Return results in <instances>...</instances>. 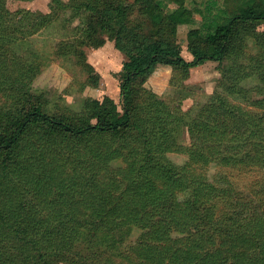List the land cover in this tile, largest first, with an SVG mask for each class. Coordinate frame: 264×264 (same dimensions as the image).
<instances>
[{"label":"trees","instance_id":"1","mask_svg":"<svg viewBox=\"0 0 264 264\" xmlns=\"http://www.w3.org/2000/svg\"><path fill=\"white\" fill-rule=\"evenodd\" d=\"M184 3L51 0L43 14L0 0V264H264V0L209 6L188 33L190 62L176 41L195 19ZM103 36L126 57L121 109L105 96L48 111L52 97L34 88L46 61L97 86L80 48ZM207 61L221 79L195 115L181 109L183 84L166 99L145 87L158 66L185 80ZM210 165L220 172L208 177ZM224 168L260 178L241 188Z\"/></svg>","mask_w":264,"mask_h":264},{"label":"rangeland","instance_id":"2","mask_svg":"<svg viewBox=\"0 0 264 264\" xmlns=\"http://www.w3.org/2000/svg\"><path fill=\"white\" fill-rule=\"evenodd\" d=\"M70 0H60L62 4L68 3ZM128 3L134 0H126ZM244 0H185V7L190 10L195 19L192 23L183 25L178 29L176 41L181 47V55L186 61H192L193 57L188 51V33L191 30L201 28V14H207V8L212 6L211 14H217L218 10L223 8L226 10L237 9ZM212 3H216L215 6ZM51 0H32V1H16L7 0V7L12 10L26 9L32 12L49 13ZM131 20L144 21L137 12L133 14ZM78 21L74 22L77 25ZM258 30H264V25L259 26ZM104 45L99 48L90 46H82L80 51L86 56L87 63L90 64L96 73L100 76L99 84L93 86L88 83L85 73L80 66L72 63L73 74L68 72L62 61L45 63V70L36 78L34 88L44 90L52 97V105L48 111L59 109L61 111L69 110L71 112H79L83 106L84 100L87 98L102 100L105 96L112 98L121 109L122 98L119 91V83L115 78V74L120 72L126 57L119 52L114 42L109 41L103 36ZM32 48L28 49L31 50ZM246 51L250 54H256L257 48L253 40H246ZM19 55H27L26 51H17ZM221 79V73L218 71V63L207 61L201 66L189 70L187 79H182V74L169 67L158 66L155 72L150 75L145 83V87L163 99L168 98L170 84H183L190 95L182 101L181 109L188 112L190 115H195L201 106L209 100L210 96L216 90V87ZM240 104L244 105L241 101ZM185 143L188 141V136L185 135ZM168 159L176 166H182L188 161L185 154L170 153ZM122 165V160L116 161ZM113 163V165H118ZM208 177H212L220 172V168L215 165H210L201 169ZM223 174L230 176L231 180L246 186L260 178V174L250 172L249 169L240 168L231 169L224 168ZM139 235L138 231H134L130 236V240H135Z\"/></svg>","mask_w":264,"mask_h":264}]
</instances>
